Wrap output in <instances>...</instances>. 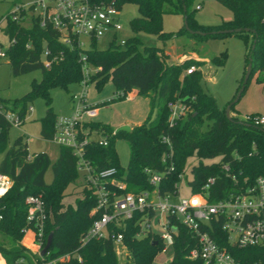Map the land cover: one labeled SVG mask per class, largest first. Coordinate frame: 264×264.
<instances>
[{
    "label": "trees",
    "instance_id": "1",
    "mask_svg": "<svg viewBox=\"0 0 264 264\" xmlns=\"http://www.w3.org/2000/svg\"><path fill=\"white\" fill-rule=\"evenodd\" d=\"M90 1L111 3L118 9L129 3L136 5L138 15L129 21L133 35L123 45L111 42L107 48L97 49L94 47L95 41H92L91 48L80 50L74 36L70 35V44L63 43L59 32L50 23L41 26L38 18L29 16V25H24L25 11L20 12L18 20L11 19L12 12L1 17L5 18L1 28L3 34L8 40H13L6 50L11 73L20 75L40 70V79H33L28 91L14 99L12 104L22 103L24 110L27 101L35 97L43 99L46 111L40 119L42 138L50 139L54 130L56 114L51 107L50 90L61 88L68 91L71 84L82 80L79 56L83 52L87 63L97 69L89 76L88 83L94 82L95 87L100 89L108 78L112 79L116 92L110 101L123 100L130 82L137 87L138 93H151L147 118L142 123L131 126L127 132H115L111 126L97 121L85 124L97 129L107 138L104 146L89 145L86 157L98 169L116 168L117 178L126 184L125 192L138 193L153 189L154 186L150 184L149 175L144 169L163 173L158 184L161 194L174 192V185L180 181V175L183 174L190 157L196 159V163L190 168V192H199L207 178H215L208 189L209 200H218L229 192L252 184L256 177L264 176V128L246 126L236 117H231L232 120L226 118L225 108H219L216 98L202 87L201 61L184 59L180 63H169L163 49L143 45L138 36L139 33H147L159 39L170 38L172 32H164L162 29L163 14L168 12L182 13L186 16L190 30L204 33H190L183 26L177 34L186 33L197 39L237 35L248 48L243 76L236 88L237 94L242 86L250 56L252 60L249 78L254 73L264 71V0H217L232 12V18L216 25L197 23L194 18L195 9L191 7L193 0ZM236 28L241 31L213 33ZM226 56L224 50L210 61L215 67H221L225 64ZM44 59L48 65H45ZM190 65H194L196 69L191 74H186L185 71ZM235 96L234 94L228 104ZM176 101L184 103L190 111L185 117L170 122L167 105ZM236 103L230 106V111H234ZM154 108L156 119L151 122L150 114ZM9 129L8 123L0 118V154H4L0 162V172L7 174L12 180L10 189L0 197V253L6 262L12 264L17 258L27 256V252H30L20 243L22 228L28 224V205L25 198L28 195H39L46 212L44 242L48 233L53 232L48 257L54 258L76 248L81 257L57 259L49 264H119L113 241L108 237L91 238L79 247V237L93 218L89 211L95 204V198L92 190L82 188L83 198L77 199L74 205L63 202L66 188L79 177L70 149L60 146L59 157L52 164L53 181L46 184L43 177L50 164L48 156L45 153L29 154L27 142H23L20 136L8 147ZM117 136H123L129 145L130 156L126 167L120 166L114 149V138ZM163 137L169 139L170 148L162 141ZM215 158L210 163L203 162L205 159ZM222 164L229 165L230 172L236 177L235 181L226 176L221 169ZM138 217V213H135L126 220L122 229L128 258L131 264H153L164 243L155 232L147 231L138 236ZM171 220L177 230L169 264H205L202 259L187 255L189 249L196 245L193 233L176 217ZM214 238L218 243L226 245L236 258L247 262L261 261L264 264V241L238 247L227 242L226 233L222 230H217ZM24 242H29L28 234L24 237Z\"/></svg>",
    "mask_w": 264,
    "mask_h": 264
},
{
    "label": "built area",
    "instance_id": "2",
    "mask_svg": "<svg viewBox=\"0 0 264 264\" xmlns=\"http://www.w3.org/2000/svg\"><path fill=\"white\" fill-rule=\"evenodd\" d=\"M27 10L30 16L38 18L41 26L46 23L52 24L59 32L63 43L70 44L72 42L70 35L74 36L76 46L80 50L84 45L81 41L82 37L92 42L109 36V44L115 42L123 45L126 41L124 38H116L117 32L122 27L118 19L119 9L111 3H94L90 0H34L28 6L12 9L11 19L18 20L20 12ZM2 23H5V18H1L0 24ZM12 43L13 40H8L4 47L0 45V58L7 57L6 50ZM46 53L45 51L44 54ZM79 57L83 73L80 81L81 91L72 94L73 105L69 114L56 115L54 130L49 139L59 146L70 149L76 161L79 175L77 180L82 181L81 189H90L94 194L95 204L89 211L93 218L79 237V247L91 238L108 237L113 241L116 254H121V249L126 248L122 229L126 220L138 213L137 223L140 229L137 235H143L147 231L157 233L164 243L160 252H163L167 245L173 244L177 229L171 219L176 217L196 238V245L189 249L188 257L200 258L205 264H263L261 261L247 262L236 258L226 245L216 241L214 234L217 230L224 231L227 242L238 247L260 244L264 241V176L256 177L252 184L229 192L218 200H209L208 189L214 183V177L207 178L200 191L190 192L189 196H179V182L174 185L176 188L174 192L161 194L158 184L162 180L163 173L144 169L149 175L150 184L154 187L151 190L134 193L124 191L126 184L117 178L116 168L98 169L93 166L86 157V150L91 144L106 145L107 138L97 129L85 126L86 123L93 121L98 113L96 105L87 104L85 97V86L96 68L87 63L83 52H80ZM43 61L48 65L46 59ZM195 69L194 65H190L185 73L191 74ZM167 106L170 122L185 117L190 111V108L180 101L169 102ZM32 111V106L24 110L16 107L13 109L0 100V118L10 127H20ZM236 118L252 126L264 128V116L244 114ZM162 141L170 148L167 137H163ZM30 157L31 155L28 156ZM221 169L226 176L236 180L228 164H222ZM11 185V178L0 172V197L10 189ZM25 203L28 205L26 215L28 224L22 228L23 236L20 243L30 252H27V256H20L12 264H31L28 254L35 257L37 264H49L57 259L69 257L80 259L77 248L54 258L48 257V249L43 255L40 254L45 243L44 202L39 195H28ZM1 218L0 213V220ZM27 234L28 243L24 242ZM0 264L11 263L6 262L1 256Z\"/></svg>",
    "mask_w": 264,
    "mask_h": 264
},
{
    "label": "rangeland",
    "instance_id": "3",
    "mask_svg": "<svg viewBox=\"0 0 264 264\" xmlns=\"http://www.w3.org/2000/svg\"><path fill=\"white\" fill-rule=\"evenodd\" d=\"M34 0H0V18L9 14L15 7L28 6ZM192 8L195 9L194 18L199 24L216 25L222 21L232 18V12L217 0H193ZM138 15L137 7L134 4H125L119 9L118 19L122 29L117 32L116 38L128 39L133 35L129 21ZM30 13L27 10L24 25H29ZM0 24V45L5 46L8 39L2 33ZM183 27L182 13H165L162 17V29L164 32H172L168 39H159L153 34L139 33L143 45L156 46L163 49L166 55V61L169 63H180L184 59H194L202 62L200 70L202 73L201 84L205 91L212 94L217 101L219 108H226L232 95H236V88L241 82L243 71L245 69V56L248 48L240 37L235 34L221 37H206L197 39L188 36L186 33L177 34V31ZM109 36L95 41L94 47L105 49L109 46ZM84 43L81 49L91 48L92 42L86 37H82ZM142 49V46L140 47ZM226 51V61L221 67H215L211 63V58L222 51ZM97 70V69H96ZM95 70V71H96ZM41 77L40 70L30 71L20 75L11 73L7 57L0 58V100L5 102L10 108L22 109L23 104L19 103L13 106L14 99L23 96L29 89L30 82ZM85 97L87 104L96 105L98 108L97 116L93 121L101 122L117 129L121 125L134 126L142 123L148 116L150 110V96L138 93V89L130 82L129 90L123 100L110 101L115 96L116 88L111 78H108L102 87L96 88L94 82L87 83L85 86ZM81 85L74 83L69 86L68 91L61 88H52L50 95L52 98L51 107L56 115H66L71 111L73 102L72 94L79 93ZM137 91L135 96L132 92ZM33 107V111L28 114L27 119L20 127H10L8 131V147L12 145L17 137H21L23 142H27L29 154L45 153L48 156L50 164L44 173V182L50 184L53 181L52 164L57 160L60 154V146L49 139L42 138L40 134L41 122L44 117L46 105L42 98L35 97L25 104V108ZM234 108L238 109L240 114H258L264 116V71L254 73L244 88L238 102ZM232 114L231 117H237ZM156 119V110H152L149 121ZM114 149L118 157L120 166L126 167L130 150L127 140L123 136L114 138ZM4 154H0V162ZM215 159H205L203 162L210 163ZM196 163L194 157H190L186 162L185 170L181 176L178 186L179 196H189L188 181L191 179L190 168ZM82 181L79 179L75 183L68 185L64 192L63 202L65 204L76 203L77 199H82L81 192ZM173 253V245H167L163 252L157 253L153 264H169V259ZM2 254L0 253V258ZM31 264H37L33 255L28 254ZM40 256V255H35ZM119 264H131L128 258L127 248L121 249V254L117 255ZM128 259V260H127ZM6 261V260H5Z\"/></svg>",
    "mask_w": 264,
    "mask_h": 264
},
{
    "label": "water",
    "instance_id": "4",
    "mask_svg": "<svg viewBox=\"0 0 264 264\" xmlns=\"http://www.w3.org/2000/svg\"><path fill=\"white\" fill-rule=\"evenodd\" d=\"M183 10H185V8H183ZM183 26H184L185 30H187V31L190 32V33H199V34H201V35L204 34V33H201V32H197V31L194 32V31L190 30L189 27H188V24H187V20H186V16H185V15H183ZM244 30H247V29L245 28ZM238 31H241V29H240V28H236V29H227V30L215 31V32H213V33H233V32H238ZM253 48H254V45L251 47V49L253 50ZM251 60H252V58H251V56H250V57H249V62H248V64H247V66H246V70H245V74H244V77H243V81H242V86H241V88L238 90V92H237L235 98L233 99V101H231V102L226 106V108H225V116H226V118L229 119V120H232V119H231V116H230V106H231L233 103H236V102L238 101V99H239V97H240V95H241V93H242V91H243V89H244V86H245V84L247 83V80H248V78H249V76H250V73H251ZM244 125L249 126L250 124L244 123ZM129 130H130V126H129V125H121V126H119V127L115 130V132H117V131H125V132H127V131H129ZM52 236H53V232L50 231V232L48 233L47 237H46V242H45L44 246H43V247L41 248V250H40V254H41V255H43V254L46 252V250L50 247L51 242H52Z\"/></svg>",
    "mask_w": 264,
    "mask_h": 264
},
{
    "label": "crops",
    "instance_id": "5",
    "mask_svg": "<svg viewBox=\"0 0 264 264\" xmlns=\"http://www.w3.org/2000/svg\"><path fill=\"white\" fill-rule=\"evenodd\" d=\"M2 33H3V32H2ZM136 92H137V91H134V92H132V94H130V95H131V96H135ZM232 97H233V95H232ZM232 97H231V99H232ZM70 112H71V111H69V113H70ZM69 113H68V114H69ZM231 113H232V114H237V115L240 114L239 110L236 109V108H234V111H231ZM238 116H241V115H238ZM130 127H131V126H130Z\"/></svg>",
    "mask_w": 264,
    "mask_h": 264
}]
</instances>
